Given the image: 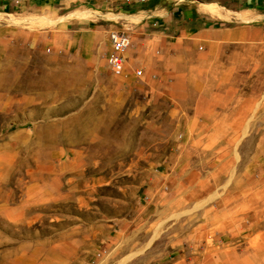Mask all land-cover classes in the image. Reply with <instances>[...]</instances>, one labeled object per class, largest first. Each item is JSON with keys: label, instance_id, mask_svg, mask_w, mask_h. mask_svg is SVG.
<instances>
[{"label": "rangeland", "instance_id": "374dc122", "mask_svg": "<svg viewBox=\"0 0 264 264\" xmlns=\"http://www.w3.org/2000/svg\"><path fill=\"white\" fill-rule=\"evenodd\" d=\"M57 18L103 36L0 64V264H264L260 0H60ZM206 28L241 39L208 46Z\"/></svg>", "mask_w": 264, "mask_h": 264}, {"label": "crops", "instance_id": "0c3cea01", "mask_svg": "<svg viewBox=\"0 0 264 264\" xmlns=\"http://www.w3.org/2000/svg\"><path fill=\"white\" fill-rule=\"evenodd\" d=\"M15 4L2 3L0 6V13L5 15H24V19H0V64L4 67H12L21 70L22 67L30 69L34 61V49L37 48L39 43L43 40L48 45H51L53 52L49 55L39 54L41 60L52 61L57 60L59 57L69 55V53L58 52V47L55 49L54 45H66V47H73L76 44H90L96 43L102 38V33L100 31L91 35V33L76 31V33L67 32L61 24L58 17V9L60 0H17ZM36 3V4H35ZM35 4V5H34ZM38 7L45 10L44 19V30L37 29L35 26L31 25L32 20L27 16L30 15V8ZM49 14V18L46 15ZM27 18V19H26ZM202 39H204V44L210 46L214 44H220L226 40H238L241 39L237 31L233 28H226L221 30H215L214 28L202 29ZM93 36L89 41L84 40V37ZM95 36V39H94ZM97 38V39H96ZM99 38V39H98ZM127 51V50H126ZM126 51L124 52L125 57V69L127 68ZM39 52V51H38ZM37 52V53H38ZM89 58H92L91 55ZM17 71V74H21V71ZM126 74V75H125ZM146 74V73H145ZM144 74V76H145ZM134 75V74H133ZM130 74L127 69L124 72V77H122V82L124 84L134 83V76ZM149 79V77H148ZM150 80V79H149ZM139 84V83H137ZM128 89L122 87V93L127 92ZM109 90L107 89V92ZM29 100V99H28ZM28 100H26L28 102ZM13 260V259H11ZM16 259H14L15 261Z\"/></svg>", "mask_w": 264, "mask_h": 264}, {"label": "built area", "instance_id": "2783aa9c", "mask_svg": "<svg viewBox=\"0 0 264 264\" xmlns=\"http://www.w3.org/2000/svg\"><path fill=\"white\" fill-rule=\"evenodd\" d=\"M260 4L264 6V0H260ZM110 50L107 55V63L113 75L121 76L125 72L124 52L131 44V38L124 31H110L109 33ZM137 77L142 75L140 69L135 70Z\"/></svg>", "mask_w": 264, "mask_h": 264}]
</instances>
